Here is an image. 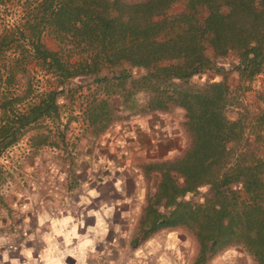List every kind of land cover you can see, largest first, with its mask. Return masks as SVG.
Here are the masks:
<instances>
[{
  "label": "trees",
  "instance_id": "trees-1",
  "mask_svg": "<svg viewBox=\"0 0 264 264\" xmlns=\"http://www.w3.org/2000/svg\"><path fill=\"white\" fill-rule=\"evenodd\" d=\"M25 3L24 25L7 27L0 37V155L41 120L60 118L85 83L101 86L107 97L87 111L96 135L114 129L121 116L161 119L178 113L188 145L173 159L142 167L155 188L146 198L142 232L148 237L185 231L198 244V264L232 247L264 264V117L250 128L246 115L229 118L241 104L226 74L236 72L243 86L264 75V0ZM178 5L184 10L172 14ZM45 35L62 49L49 48ZM11 50L21 57L8 66ZM29 63L56 83L36 94L34 78L23 80L26 90L16 95L10 87L25 77ZM209 74L217 80L193 83ZM202 189L210 193L202 203L187 199Z\"/></svg>",
  "mask_w": 264,
  "mask_h": 264
},
{
  "label": "crops",
  "instance_id": "crops-1",
  "mask_svg": "<svg viewBox=\"0 0 264 264\" xmlns=\"http://www.w3.org/2000/svg\"><path fill=\"white\" fill-rule=\"evenodd\" d=\"M18 77L10 90L23 95L26 88ZM90 102L84 113L72 112L71 98L62 110L63 116L79 115L67 138L78 147L72 155L64 154L63 143L42 135L50 119L32 126L0 155V264H198V244L181 230L145 237V153L137 152L133 170L126 161L114 166L111 155L102 159L95 154L86 136L99 135L87 118H80L88 117ZM9 152L14 155L6 161ZM152 155L147 160L165 157ZM202 264L257 263L244 248L232 247Z\"/></svg>",
  "mask_w": 264,
  "mask_h": 264
},
{
  "label": "rangeland",
  "instance_id": "rangeland-1",
  "mask_svg": "<svg viewBox=\"0 0 264 264\" xmlns=\"http://www.w3.org/2000/svg\"><path fill=\"white\" fill-rule=\"evenodd\" d=\"M5 1L6 5L0 6V37L4 35L3 31L7 29V27L10 29H14V27L17 26L22 27V25H24L25 23V0ZM183 10L184 6L178 5L173 8L172 14L181 13ZM42 39L49 48L56 51H60L62 49L61 44L55 41L54 38L45 35ZM24 43L27 44L26 41H24ZM6 57L8 60V66H10L9 63L12 60L17 59L18 57H21V55L18 51L11 50L7 52ZM74 61H76L75 58ZM27 66V74L22 79L26 81L30 78H34L33 83L36 94L47 91L49 87L52 86V83H56L54 79L51 81L52 77L44 76L43 73L38 70L34 63H29ZM138 73H140V71L136 70L135 74ZM226 74L228 77V83L233 93V97H237L239 104H241L239 108L240 110H238V108L235 106L231 111H229L228 116L232 120H237L241 114L246 115L248 117L247 125L250 128V126L252 127V125L256 124L259 118L264 117V75L258 76L256 80L250 85L243 86V83L236 72H227ZM16 79L20 78L18 77ZM49 79L50 81H48ZM212 80H217V77L215 75L209 74L204 76L203 78L200 77L194 79L193 83L203 86L206 83L211 82ZM76 86L77 82L73 84L74 88ZM12 88L14 89V87ZM6 89L7 87L5 85L1 86L2 93L6 92ZM13 93L16 94V92ZM74 94L75 95L72 98V101H74L72 112L79 111L81 113H84L83 109L86 108L88 102H90L93 98L98 100L97 103L102 99H107L105 93L102 92L101 86L95 83H91L88 85L85 84ZM116 99L113 100V103L119 105L120 100ZM90 105L91 102L89 103V106ZM127 115L128 113H124V116ZM76 117H79V115ZM76 117L73 116L72 118H70L69 115H62L60 116V118L50 120L47 123V130L42 129V135H48L51 141L63 143L60 145V147H62L65 155L67 153L72 155L76 152V150L78 151L76 142L73 141L72 138H69V141L67 140L70 131V123H76V121L78 122V119H76ZM81 117L84 120H86V118L88 119V117H85L84 114H81L80 118ZM121 118V121H118L114 124L115 131L112 128L99 136H95L93 134L89 135V137L86 136V140L91 141V145H93V148L95 150L94 153L102 159L105 156L109 158L108 155H111L110 159L113 162L112 165L114 166L117 164L121 166L126 161L129 163V166L131 168V166L134 165L132 161L136 160V156H138L137 152L139 151L145 153L143 157L146 165L164 162L180 155L188 145V136L180 126L181 121H183L184 119L183 116L178 113H176V115H173L172 113L170 115H162L161 119H158L157 117H153V119L147 117L123 119L122 116ZM158 120H160V124H158ZM84 122L86 124V121ZM50 128L52 129L50 130ZM45 131L47 132V134H44ZM248 135L249 132L247 136ZM250 137L251 140L254 139L252 136ZM172 145L175 148V151L168 150L172 148ZM168 151L171 153H169ZM160 152L165 157H163L162 159L156 158V160L151 161L147 160V155L153 154V157H158L161 156L159 155ZM259 156L261 158H264V149L261 150V153L259 152ZM107 160L108 159H106V161ZM144 184L147 188L148 193L152 194L155 192L153 180L151 177H149V180L144 178ZM200 193V195L195 196L194 198L190 197L187 199H192L194 201L202 203L204 198L210 195L208 189H202ZM181 231L189 237H192L185 231Z\"/></svg>",
  "mask_w": 264,
  "mask_h": 264
},
{
  "label": "built area",
  "instance_id": "built-area-1",
  "mask_svg": "<svg viewBox=\"0 0 264 264\" xmlns=\"http://www.w3.org/2000/svg\"><path fill=\"white\" fill-rule=\"evenodd\" d=\"M10 149L7 150V152L9 151ZM14 155V152H9L7 153V155L5 156V160L8 161L10 158H12Z\"/></svg>",
  "mask_w": 264,
  "mask_h": 264
}]
</instances>
